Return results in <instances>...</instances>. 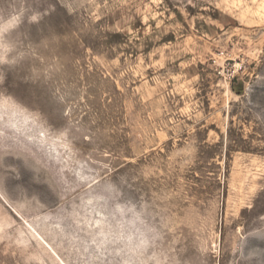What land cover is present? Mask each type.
Listing matches in <instances>:
<instances>
[{
    "label": "rangeland",
    "instance_id": "374dc122",
    "mask_svg": "<svg viewBox=\"0 0 264 264\" xmlns=\"http://www.w3.org/2000/svg\"><path fill=\"white\" fill-rule=\"evenodd\" d=\"M0 264H264V0H0Z\"/></svg>",
    "mask_w": 264,
    "mask_h": 264
}]
</instances>
